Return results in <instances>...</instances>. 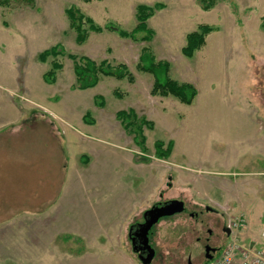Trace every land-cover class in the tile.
Segmentation results:
<instances>
[{"label":"rangeland","instance_id":"obj_1","mask_svg":"<svg viewBox=\"0 0 264 264\" xmlns=\"http://www.w3.org/2000/svg\"><path fill=\"white\" fill-rule=\"evenodd\" d=\"M212 1L0 5V120L14 121L0 131V264H141L129 227L173 200L184 211L151 230L152 264H203L206 225L217 232L239 214L240 243L264 247V0ZM139 6L153 9L150 35L136 30ZM68 9L84 17L82 42ZM203 26V44L183 54ZM55 46L62 53L41 61ZM145 55L192 87L189 104L153 94V74L139 69ZM79 58L123 65L132 80L76 89ZM52 62L60 67L48 83ZM119 112L131 118L123 124ZM158 143L171 145L167 157Z\"/></svg>","mask_w":264,"mask_h":264},{"label":"trees","instance_id":"obj_2","mask_svg":"<svg viewBox=\"0 0 264 264\" xmlns=\"http://www.w3.org/2000/svg\"><path fill=\"white\" fill-rule=\"evenodd\" d=\"M84 3H88L91 0H81ZM12 2H22L27 5L33 4L34 0H0V5L7 6ZM212 0H209V4L204 6V9L210 8L212 5ZM156 8H161V6H156ZM153 13V9L147 6H139L136 11V20L138 22L136 30L139 31H146L147 34H151L149 31L145 29V20L149 18ZM67 18L69 19L70 26L73 28L77 33V41L82 42L84 40L85 33L84 30L81 29L82 20L84 17L78 13V11L73 9H68L66 11ZM86 22L90 25V30L99 32L96 26L93 25L90 19H86ZM201 34H191L187 37V44L186 47L183 49V54L189 56L194 50L198 49L203 44V36L210 32V29L206 26L200 28ZM119 34L121 36H132L123 31H120ZM147 39V38H145ZM60 46H55L48 51H45L40 57L41 61H45L46 58L52 57L55 58L62 53ZM73 59V57H72ZM143 61L145 64L140 66V70L143 72H149L153 74L155 78V85L153 88V94L167 96L171 95L177 98L183 104H189L194 96V90L189 85H178L175 82L169 80L166 76L167 72V64L159 63L157 65L154 64L152 58L148 56H143ZM59 63L52 62L51 63V73L48 76H45V80L48 83H53L54 75L56 74V70H59ZM73 73L75 76V88L80 90H85L94 87L98 81L99 77H109L114 78L117 80H121L123 78H128L131 81V76L129 75L127 69L123 65H118L116 67L110 66L106 62H101L96 64L92 60L87 58H79L76 59L74 62ZM117 118L121 120L124 124L126 120H129V114L124 112H119L117 114ZM139 144V143H137ZM161 144L156 145V155L159 158L167 157L170 153V147L168 146L166 151H161L160 148ZM205 261L203 264H206Z\"/></svg>","mask_w":264,"mask_h":264},{"label":"built area","instance_id":"obj_3","mask_svg":"<svg viewBox=\"0 0 264 264\" xmlns=\"http://www.w3.org/2000/svg\"><path fill=\"white\" fill-rule=\"evenodd\" d=\"M244 227L241 218L228 224L229 242L220 254L206 264H264V247L256 243H240L238 231ZM264 237V231L261 233Z\"/></svg>","mask_w":264,"mask_h":264},{"label":"water","instance_id":"obj_4","mask_svg":"<svg viewBox=\"0 0 264 264\" xmlns=\"http://www.w3.org/2000/svg\"><path fill=\"white\" fill-rule=\"evenodd\" d=\"M183 211V203L181 201L173 200L167 202L164 205L153 206L150 210L144 213V223L139 225L137 227V230L133 233L134 238L138 239L137 246H135L132 235H130L132 240L131 244L133 245V252L138 249V251L146 253L145 257L139 256V261L141 262V264H151L155 256V251L148 242V233L150 229L154 227L160 219L172 217L176 214L182 213ZM188 264L191 263L188 262Z\"/></svg>","mask_w":264,"mask_h":264},{"label":"flooded vegetation","instance_id":"obj_5","mask_svg":"<svg viewBox=\"0 0 264 264\" xmlns=\"http://www.w3.org/2000/svg\"><path fill=\"white\" fill-rule=\"evenodd\" d=\"M167 202H169V201L155 203V204H153V205L150 207V209H151L153 206H156V205H164V204H166ZM150 209H149V210H150ZM146 211H148V210H146ZM146 211H144V213H145ZM205 211H206V212H214V210H213V209H210L209 207H206ZM144 213L142 214V222H141V223H135V224L131 225V226L129 227V230H128V237H129L130 235H132V239L134 240L135 246H137L138 239H135V238H134V236H133L134 234H133V233L137 230V227H138L139 225H141V224L144 223V221H145ZM182 213H183V212H182ZM189 216H190L194 221L198 222V217H197L196 215H194V213H190ZM162 219H164V218H162ZM162 219H160V220H162ZM160 220H159V221H160ZM159 221H158V222H159ZM219 226H220V227H219ZM215 228L217 229V232H216V231H215V232H212V231H211V228H208V225H206V232H207V234H208V237L204 239V244H203V254H202V260H203V261H209V259L211 260V259L217 257V256L220 254L221 250H222V249H220V247H221V246H220V245H221V240L223 239V237H225V238H228V237H229V232H230V231H229V229H228V224H227L226 221H224V219H223V223H222V225H219V223H217ZM152 229H153V227L150 229V231H149V233H148V242H149V245H150L151 247H152V245H151V243H150V239H151L150 237L152 236V235H151V230H152ZM129 239H130V241H132V240H131V236L129 237ZM199 240H200V238H197V242H198ZM131 243H132V242H131ZM131 246H132V249H133V245H132V244H131ZM134 253H136L138 259H139V256H143V257L146 256V253H144V252H140V251H138V249H137ZM154 257H155V256H154ZM153 259H154V258H153ZM152 262H153V260H152ZM152 262H151V264H152ZM188 262H190L191 264H193L192 261H191V259H190V257L187 258V260H186V264H188Z\"/></svg>","mask_w":264,"mask_h":264},{"label":"crops","instance_id":"obj_6","mask_svg":"<svg viewBox=\"0 0 264 264\" xmlns=\"http://www.w3.org/2000/svg\"><path fill=\"white\" fill-rule=\"evenodd\" d=\"M20 113V112H19ZM21 114V113H20ZM20 114H19V116H20ZM21 117V116H20ZM13 122L14 121H10V122H8V121H5V120H0V131L1 130H3V129H5V128H7V127H10L11 126V124H13ZM9 172V171H8ZM7 174H9V173H7ZM260 206L261 207H263V205H261L260 204ZM264 210V209H263ZM243 221L245 220V218H244V216L242 215V214H239L238 215ZM245 223H246V220H245ZM253 224V223H252ZM247 227H245V225H244V227L242 228V231L244 230V232H247ZM251 232L249 231V234H250ZM246 240H247V242H249V241H251V239L249 238H247L246 237ZM246 242V243H247ZM250 243V242H249Z\"/></svg>","mask_w":264,"mask_h":264}]
</instances>
